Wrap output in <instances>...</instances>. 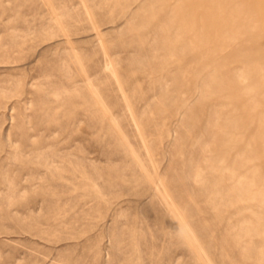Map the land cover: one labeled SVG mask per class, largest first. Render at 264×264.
I'll use <instances>...</instances> for the list:
<instances>
[{"label":"rangeland","instance_id":"374dc122","mask_svg":"<svg viewBox=\"0 0 264 264\" xmlns=\"http://www.w3.org/2000/svg\"><path fill=\"white\" fill-rule=\"evenodd\" d=\"M0 264H264V0H0Z\"/></svg>","mask_w":264,"mask_h":264}]
</instances>
